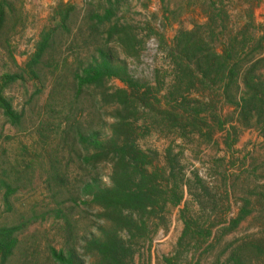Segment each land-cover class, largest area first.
<instances>
[{
	"label": "rangeland",
	"instance_id": "obj_1",
	"mask_svg": "<svg viewBox=\"0 0 264 264\" xmlns=\"http://www.w3.org/2000/svg\"><path fill=\"white\" fill-rule=\"evenodd\" d=\"M105 1L6 0L12 9L7 7L5 10L2 34L9 39L16 65L10 60L9 49L0 48V76L20 73L19 68H24L40 32L49 24L54 9L60 4L76 5L77 10L71 18L70 34L58 40L55 59L67 57L73 65V59L78 57V62L70 69H82L87 55L96 47L95 40L84 27L83 18L87 10L102 12ZM115 14V20L131 28L137 51L127 52L111 42L108 44L113 50L111 61L117 66L125 65L134 80L148 84L153 92H157L160 100L154 105L157 115L169 109L168 101L184 89L175 87L171 58L174 39L179 32L196 31L197 38H202L219 52L235 36L239 43L246 42L247 47L253 48L257 38L264 34V0H123ZM103 41L102 36L99 43ZM261 46L264 57V41ZM49 72L44 68L47 81L38 94L35 81L25 76L5 90V95L23 118L21 126L14 128L0 113V227L13 226L19 223L22 215L28 217L32 211L38 215L54 209L57 200L65 202V212L74 223L72 235L68 238L64 224L49 215L17 233L18 243L6 260L2 261L0 255V264H57L50 256L51 249H65L67 245L75 246L79 257L89 264L91 259L82 252L84 240L96 234L101 226L100 210L89 203V198L82 194V187L91 177L103 186L108 185L111 168L100 162L92 170L82 163L85 147L74 142L67 123L77 122L85 132L88 129L97 131L102 140L109 134L115 106L105 104L101 92L120 88L123 84L118 79L108 78L103 87L84 89L86 91L74 100L71 87L56 86ZM67 74L70 81L71 74ZM255 75L264 80V60L257 65ZM240 87V92L246 93L242 83ZM200 89L205 102H216V105L210 104V109L216 113L221 109V116L228 119L224 131H215L211 140L197 132L179 137L178 131L167 125L149 126L140 121L138 145L142 149L156 150L160 163L165 161L164 155L169 149L179 158L188 179L192 171H196L216 201L213 208L205 209L216 212L217 219L224 213L228 218L233 217L243 199L250 201L251 214L236 230L221 237L219 244L215 243L211 256H205L202 264H211L212 257L229 242L238 245L257 239L264 241V136L255 127L254 120L248 127L236 122L235 108L230 101L220 100L218 86L208 84ZM68 115L72 117L71 121L66 120ZM230 125L235 130L228 135ZM234 137L236 140L232 144L230 141ZM55 175L64 183L57 181ZM3 183L13 188L8 198L10 209L5 205ZM54 193L58 195L56 198ZM73 198L75 203L71 202ZM185 205H188L190 215L197 211L186 188L178 205L166 207L164 226L153 234L150 243L139 248L133 264H164L163 257L174 252L181 235L180 211ZM216 230L217 227L213 229ZM216 237L219 238V233Z\"/></svg>",
	"mask_w": 264,
	"mask_h": 264
},
{
	"label": "trees",
	"instance_id": "obj_2",
	"mask_svg": "<svg viewBox=\"0 0 264 264\" xmlns=\"http://www.w3.org/2000/svg\"><path fill=\"white\" fill-rule=\"evenodd\" d=\"M122 1L106 0L102 12L87 10L85 13L83 24L90 38L95 40L96 47L87 55L84 67H78L76 71L70 68L78 62V57L70 65L67 57L57 61L54 53L59 46L58 40L71 32V18L77 6L58 5L49 24L40 32L34 52L24 68H19L20 73H4L0 76V113L11 127L21 126L23 114L14 109L5 90L25 76L35 81L36 93H40L47 81L44 68H48L56 86L71 87L74 100L86 91L84 89L97 90L103 87L108 78L121 81L122 87L101 92L102 101L115 106L109 134L102 140L97 131L88 129L85 132L79 123H67L74 142L85 147L82 163L92 170L100 162L109 164L111 168L108 185L103 186L95 177H91L82 187V194L89 198V203L100 210L102 221L97 233L84 240L82 252L91 259L89 264H133L139 248L150 243L153 234L164 226L166 207L178 205L186 188L197 211L190 215L188 205L180 211L183 229L174 252L163 257V262L202 264L205 256H211L215 250V243L219 244L221 237L236 230L251 214L250 201L243 199L233 217L228 218L224 213L217 219L216 212H207L205 209L208 206L213 208L216 204L208 185L196 171H192L190 179L186 178L179 158L169 149L165 152L163 163H160L156 150L142 149L138 145L141 126L138 123L142 121L149 126L167 125V128L176 129L179 137L197 132L211 140L215 131H224L229 121L221 116V109L219 113L210 109V104L216 105L214 99L213 103L205 102L200 87L210 84L218 86L220 100L230 101L234 106L238 124L248 127L251 120H254L255 127L264 136V80L255 75L257 65L264 60L261 53L264 34L257 38L253 48L247 47L246 42L239 43L238 36H235L219 52L202 38H197L196 31L179 32L174 39L171 58L175 87L184 89L172 101H168L169 109L157 115L154 111V105L160 103L157 92H153L148 84L134 80L125 65L117 66L111 61L113 50L108 47L111 42L127 52L137 51L131 28L115 20V12ZM7 7L12 9L6 0H0V48L5 46L9 49L10 60L16 65L9 39L2 34ZM102 36L104 41L100 44ZM69 72L72 77L70 81L67 76ZM241 83L246 88L244 94L240 92ZM232 90L235 91L232 93ZM68 116L66 120L71 121L72 117ZM230 126L228 135L235 130L233 125ZM235 140L236 137L230 143L233 144ZM54 177L61 184L64 183L62 178L57 175ZM3 186L6 187L5 205L10 209L8 198L13 188L6 183ZM53 195L54 198L58 196L55 193ZM71 202L75 203L76 199H71ZM63 204L64 201L56 200L54 209L38 215L32 211L28 217L22 215L19 223L13 226H1V260L11 255L18 243L17 233L37 220H45L49 215L64 224L63 230L71 238L74 223L65 212ZM217 233L219 238L216 237ZM50 256L57 264H85L75 246L51 249ZM211 264H264V241L257 239L238 245L229 242L220 253L212 257Z\"/></svg>",
	"mask_w": 264,
	"mask_h": 264
}]
</instances>
